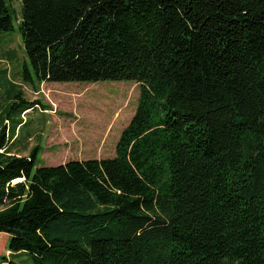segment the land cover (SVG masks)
I'll return each instance as SVG.
<instances>
[{
  "label": "trees",
  "instance_id": "16d2710c",
  "mask_svg": "<svg viewBox=\"0 0 264 264\" xmlns=\"http://www.w3.org/2000/svg\"><path fill=\"white\" fill-rule=\"evenodd\" d=\"M16 22L39 84L130 81L139 95L108 159L35 168L0 121L10 255L264 264V0H20ZM13 30L0 0V33ZM11 103L38 104L19 90Z\"/></svg>",
  "mask_w": 264,
  "mask_h": 264
},
{
  "label": "rangeland",
  "instance_id": "374dc122",
  "mask_svg": "<svg viewBox=\"0 0 264 264\" xmlns=\"http://www.w3.org/2000/svg\"><path fill=\"white\" fill-rule=\"evenodd\" d=\"M5 2L11 11L14 30L0 33V121L3 118L11 122L20 120L6 93L13 96L17 90L24 89L23 99L38 103L22 113L25 121L9 151L18 156L34 153L35 168L57 166L71 160L112 158L120 134L136 110L138 84L130 81L48 83L47 88L35 96L29 88L39 83L29 67L17 30L20 0ZM25 71L30 79H25ZM40 104L51 111L39 112ZM11 122L6 124L9 129ZM7 242L8 235L0 233V264H31L27 255H10Z\"/></svg>",
  "mask_w": 264,
  "mask_h": 264
},
{
  "label": "crops",
  "instance_id": "0c3cea01",
  "mask_svg": "<svg viewBox=\"0 0 264 264\" xmlns=\"http://www.w3.org/2000/svg\"><path fill=\"white\" fill-rule=\"evenodd\" d=\"M48 84V82H42L41 84H38V86L36 87V86H33L32 88H29L31 91H32V93L36 96V95H38V94H40L42 91H44V89L45 88H47V85ZM24 90V89H23ZM23 90H19L21 93H22V97L23 98H25V96H24V92H23ZM8 96H6V98L11 102V100H12V95L10 96L8 93H6ZM9 102V103H10ZM29 102V101H28ZM40 107L42 108V109H39L38 111L39 112H43V113H47V112H50V111H48L47 109H45V107H43L41 104H40ZM30 110V109H29ZM29 110H27V112L29 111ZM24 112V110L23 111H21L19 114H18V119H20L18 122H16V121H14L13 122V125H12V127H11V129H10V136L12 137L11 139H10V141H9V143H8V148L11 146V145H13L12 144V141L14 140V138L16 137V135H17V132H18V127L17 128H15V126L16 125H18V124H20L21 123V125H22V123L25 121L24 120V117L22 116V113ZM22 118H23V121H21L22 120ZM10 122V121H9ZM4 124H5V126H6V124H8V121H5L4 122ZM6 127H8V126H6ZM22 128V127H21ZM21 128H19V130L21 129ZM9 150V149H8ZM10 152V151H9ZM10 154L11 155H16V156H18L17 154H14V153H11L10 152ZM22 155V154H21ZM24 156V155H23Z\"/></svg>",
  "mask_w": 264,
  "mask_h": 264
},
{
  "label": "built area",
  "instance_id": "2783aa9c",
  "mask_svg": "<svg viewBox=\"0 0 264 264\" xmlns=\"http://www.w3.org/2000/svg\"><path fill=\"white\" fill-rule=\"evenodd\" d=\"M27 111L23 112V114H25Z\"/></svg>",
  "mask_w": 264,
  "mask_h": 264
}]
</instances>
